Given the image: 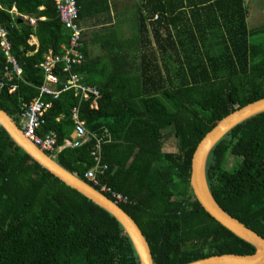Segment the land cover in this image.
Wrapping results in <instances>:
<instances>
[{
  "label": "trees",
  "instance_id": "obj_1",
  "mask_svg": "<svg viewBox=\"0 0 264 264\" xmlns=\"http://www.w3.org/2000/svg\"><path fill=\"white\" fill-rule=\"evenodd\" d=\"M253 2L139 0L136 36L147 42L140 39L136 49L138 68L110 72L108 65L102 78L101 59L89 58L81 48L84 63L75 71L98 88L97 109L78 105L71 92L54 101L42 99L52 107L44 112L38 135L53 132L56 148L61 147L74 131L76 106L86 131L81 146L45 154L91 187L85 175L93 171L100 185L127 198L118 206L138 226L153 264L254 253L203 211L189 186L192 155L202 138L217 121L264 98V25L249 29L246 21ZM0 4V21L22 69L13 93L0 89V110L21 128L22 105L38 96L42 84L38 65L48 51L60 53L69 35L52 0ZM76 5L78 24L88 8L92 15L109 10L108 0H77ZM26 16L35 19L34 25ZM148 31L158 48H146ZM4 64L0 52V81ZM96 139L97 161L91 155ZM172 140L176 151L164 152ZM228 157L235 161L232 167ZM205 176L217 205L264 239V112L215 144ZM0 264L139 261L110 214L42 168L0 127Z\"/></svg>",
  "mask_w": 264,
  "mask_h": 264
},
{
  "label": "built area",
  "instance_id": "obj_2",
  "mask_svg": "<svg viewBox=\"0 0 264 264\" xmlns=\"http://www.w3.org/2000/svg\"><path fill=\"white\" fill-rule=\"evenodd\" d=\"M52 1L59 21L68 31V42L66 45L61 46L60 53L53 54L51 51H48L44 55L43 61L38 65L43 76L42 84L38 88V96L32 99L28 104L22 105L21 114L19 116L21 120V128L19 129L22 134L43 153H53L63 148L79 147L85 141L83 139L86 135L85 123L78 117L80 113L79 106L71 110L74 131L70 139L64 140L61 147L56 148L57 138L53 132H49L45 136L38 135V131L44 124L43 114L47 109L52 107L51 102H43V98L54 101L57 100L62 93L71 92L73 97L77 100L78 105L87 104L89 110H96L98 101L101 98L96 85L86 82V74L75 71L77 67L84 63V57L81 52L82 31L78 24L77 0ZM2 10L3 7L0 4V11ZM11 12H15V9L12 8ZM27 21L30 25H34L35 23V20L31 18L27 19ZM7 36V29L0 21V52L5 63L2 81H0V89L7 87V91L13 93L17 88L14 81H21L22 69L11 52V43ZM99 150L100 140L96 139L95 149L91 153L95 161L98 160ZM85 177L92 181L94 187L100 188L99 191L97 190L99 193L104 196L105 194L109 195L110 200L115 205H125L128 203L125 196L113 192L109 188H106V186L100 185L93 171L88 172Z\"/></svg>",
  "mask_w": 264,
  "mask_h": 264
},
{
  "label": "water",
  "instance_id": "obj_3",
  "mask_svg": "<svg viewBox=\"0 0 264 264\" xmlns=\"http://www.w3.org/2000/svg\"><path fill=\"white\" fill-rule=\"evenodd\" d=\"M263 112L264 98L239 108L217 121L198 143L192 155L189 177L190 190L203 211L235 237L251 245L254 248V253L248 256H212L188 264H264V239L226 214L217 205L208 189L205 176L206 161L215 144L237 125ZM0 127L22 151L42 168L110 214L128 237L139 264H153L147 241L135 222L118 205H115L86 182L61 168L53 157L40 151L24 137L13 120L1 110Z\"/></svg>",
  "mask_w": 264,
  "mask_h": 264
},
{
  "label": "crops",
  "instance_id": "obj_4",
  "mask_svg": "<svg viewBox=\"0 0 264 264\" xmlns=\"http://www.w3.org/2000/svg\"><path fill=\"white\" fill-rule=\"evenodd\" d=\"M108 4L107 12L92 15L90 13L92 9L88 8L84 18L79 20L82 31V48H85L89 58L101 59L98 68L104 70L102 78L109 73L106 72L108 65L110 72L114 70L121 73L135 71L138 68L135 56L138 54L136 49L140 48V39L147 42L145 38L136 36L135 16L139 0H108ZM27 19L29 18L26 16V22H28ZM147 34L150 45L146 48H158L152 40L150 31ZM32 43L36 41L33 40ZM99 79V75L95 74L94 81L98 82Z\"/></svg>",
  "mask_w": 264,
  "mask_h": 264
},
{
  "label": "rangeland",
  "instance_id": "obj_5",
  "mask_svg": "<svg viewBox=\"0 0 264 264\" xmlns=\"http://www.w3.org/2000/svg\"><path fill=\"white\" fill-rule=\"evenodd\" d=\"M249 15H251V21L250 16L247 18V26L249 29L253 27H257L260 25H264V5L261 1L254 0L253 5L249 6L248 8ZM167 107L169 110H172V107L167 104ZM164 152L168 151H176V141L172 140L170 142H167L164 144L163 147ZM227 166L232 167L234 165V159L232 157H228L227 160Z\"/></svg>",
  "mask_w": 264,
  "mask_h": 264
}]
</instances>
